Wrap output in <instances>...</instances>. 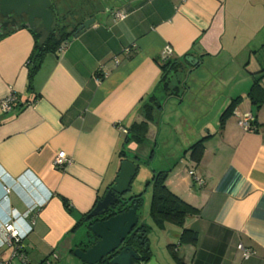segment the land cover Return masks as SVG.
I'll return each instance as SVG.
<instances>
[{
  "label": "crops",
  "instance_id": "obj_1",
  "mask_svg": "<svg viewBox=\"0 0 264 264\" xmlns=\"http://www.w3.org/2000/svg\"><path fill=\"white\" fill-rule=\"evenodd\" d=\"M58 5L61 15L96 21L45 57L33 87L34 32L24 27L0 40V99L18 95L10 111L0 109V227L13 219L34 264H84L74 252L90 236L79 222L114 184L124 149L150 178L139 222L153 228L152 255L142 264H264V100L254 104L251 95L256 83L264 91V0ZM118 11L127 16L117 19ZM167 46L181 66L165 91L159 61ZM152 97L163 108L146 140L125 144ZM254 106L248 131L239 121ZM201 140L197 162L191 148ZM60 153L71 158L65 169L54 166ZM159 157L162 166L147 171ZM162 171L167 187L200 210L183 226L151 216L150 185ZM184 228L196 242L181 240ZM246 250L254 254L245 258ZM11 253L0 240V263Z\"/></svg>",
  "mask_w": 264,
  "mask_h": 264
},
{
  "label": "trees",
  "instance_id": "obj_2",
  "mask_svg": "<svg viewBox=\"0 0 264 264\" xmlns=\"http://www.w3.org/2000/svg\"><path fill=\"white\" fill-rule=\"evenodd\" d=\"M66 14V15H65ZM64 20L69 19L76 15L75 13H65ZM76 17V16H75ZM60 20V19H59ZM84 19L81 22H74L72 25L65 24L63 25L61 21L55 22L52 31L46 30V36L44 37L41 34H35L36 42L33 53L31 55L30 60L28 61L29 66V79H30V87H33V80L39 69L41 68L45 57L50 53H57L58 50L62 47L65 42L75 34L79 26L85 21ZM7 36H3L0 38L3 39ZM42 39V41H41ZM160 67L162 69V78L161 82L163 84V89L168 91L169 85V75L172 71H176L181 63L176 62L170 57L164 58L159 61ZM176 93V92H175ZM174 94V93H173ZM252 98L254 100V104L261 102L264 100V91L261 89L259 84H255L251 91ZM233 105H231L227 112L224 114V118H227L232 111ZM145 121L142 123H135L129 129V134L125 139V144L133 138L137 143H143L149 132V124L153 122L156 118L157 112L159 109L163 108V105L159 103L155 98H151L150 102L145 105ZM132 136V137H131ZM192 157L194 160L199 162L202 159L205 144L204 141L201 140L192 146ZM121 155L123 156V160L128 159L127 153L123 149L121 151ZM125 157V158H124ZM134 161V160H133ZM140 164H138L139 168ZM168 176V171L158 172L154 175V191H153V201L151 206V216L158 224H163L165 222H173L175 224H179L183 226L186 218L191 215L199 214L200 210L193 205L187 203L182 200L179 196L174 194L166 185V180ZM105 196L102 195L100 198L102 199ZM144 202V193H135V194H125L123 196H119V199L115 205L110 208V211L105 216H102L100 219H107L113 215H116L120 212L127 211L134 205L138 206V215L139 210L141 209ZM87 214L80 220L79 224L86 225L88 227V236L94 239H87L86 243H82L78 245V248L83 250H88L91 246H93L98 238L90 231V226L93 221L97 220L93 219L90 221H86ZM152 226L147 222H139V224L133 229L131 234L125 241V246H132L137 253L140 255V259L136 262V264L146 263L150 260L152 252L150 247V238L149 233L152 230ZM182 241L184 242H196L197 241V233L189 228H184L182 233ZM124 246H122L123 248ZM110 260V259H109ZM109 260L105 258L98 264H110ZM86 264V263H84Z\"/></svg>",
  "mask_w": 264,
  "mask_h": 264
},
{
  "label": "water",
  "instance_id": "obj_3",
  "mask_svg": "<svg viewBox=\"0 0 264 264\" xmlns=\"http://www.w3.org/2000/svg\"><path fill=\"white\" fill-rule=\"evenodd\" d=\"M10 2L17 3V5L23 7V12L29 15L32 26H26L27 29L32 32L35 31L33 25L37 18L43 21L45 30L52 31L55 14L52 9L53 3L51 0H10ZM1 3L3 6L6 5V1L4 2V0ZM95 21V17L85 20L74 35L78 36L81 32L90 28ZM187 59L189 61L196 60L191 56L187 57ZM256 111L257 107L254 106L252 108L254 115H256ZM138 171L139 168L133 161L129 159L123 160L114 184L87 214L86 221L98 218L92 222L90 231L99 240L88 250L81 248L75 250V255L84 263L98 264L108 256H110V264H136L140 259V255L132 246L124 245L128 236L139 224L138 206L134 205L127 211L120 212L107 219H100L102 216L108 214L110 208L117 203L119 196H123L131 191L132 182L138 175ZM122 246L124 247L122 248Z\"/></svg>",
  "mask_w": 264,
  "mask_h": 264
},
{
  "label": "built area",
  "instance_id": "obj_4",
  "mask_svg": "<svg viewBox=\"0 0 264 264\" xmlns=\"http://www.w3.org/2000/svg\"><path fill=\"white\" fill-rule=\"evenodd\" d=\"M127 15L118 11L116 13L117 19H124ZM67 47V44H63L62 47L58 50L61 52L63 49ZM173 54L172 48L170 46L166 47L164 58L170 57ZM18 100V95L15 92H11L6 97L0 99V109L4 112L10 111L12 109L13 104ZM239 124L245 130H254L256 128L255 125V115L253 112H249L244 115V117L239 121ZM71 161V158L64 154L60 153L54 160V166L59 169H65ZM192 175L195 174L194 171L190 172ZM196 180L203 184V180L200 177L196 176ZM7 191H10V188H6ZM0 240L1 247L12 249V253L9 258H5L2 260L0 264H14V259H18L21 264H34L30 262L28 256L25 252V244L23 242V234L15 225V222L12 218L5 220L0 227ZM254 254L253 251L246 250L244 251V257L249 258ZM43 264H51L50 261H45Z\"/></svg>",
  "mask_w": 264,
  "mask_h": 264
},
{
  "label": "flooded vegetation",
  "instance_id": "obj_5",
  "mask_svg": "<svg viewBox=\"0 0 264 264\" xmlns=\"http://www.w3.org/2000/svg\"><path fill=\"white\" fill-rule=\"evenodd\" d=\"M6 1V5H2V0H0V38L3 36H8L10 34H13L14 32L18 31L21 28H24L26 26H32L30 23V17L26 12H23V7L17 5V3L10 2V0H4ZM53 5L52 9L55 14V21L53 23V26L55 25V22L58 19V22L61 21L63 23L64 21V14L61 15L60 9H59V1L60 0H51ZM8 2V3H7ZM79 8V7H78ZM60 19V20H59ZM35 24L33 25L36 34L44 35L46 30L43 26V21L41 19H35ZM107 259H110V256L107 257Z\"/></svg>",
  "mask_w": 264,
  "mask_h": 264
},
{
  "label": "rangeland",
  "instance_id": "obj_6",
  "mask_svg": "<svg viewBox=\"0 0 264 264\" xmlns=\"http://www.w3.org/2000/svg\"><path fill=\"white\" fill-rule=\"evenodd\" d=\"M68 6H70V5H68ZM77 14H79V13H77ZM77 14L76 15H74L73 17H71V18H69V19H66V20H64L63 21V25H65V24H68L69 26L70 25H72L74 22L76 23L77 22ZM76 16V17H75ZM64 17V16H63ZM44 37L46 36V33L43 35ZM41 41H42V39H41ZM217 108H218V106H217ZM214 117V115L213 114H211L210 116H209V118L211 119V118H213ZM164 150H166V149H164ZM127 152H128V150H126ZM161 161H162V159H161V157H159L158 159H154V160H152L151 162L152 163H150V164H148L146 167H147V171H150V170H152V168H154V167H161L162 165V163H161ZM143 162H145V161H143ZM142 166V165H141ZM143 167L144 166H142L141 168H140V172L138 173V175L134 178V180H133V182H132V189H131V191L129 192V194H135V193H140V192H142V191H144V199H145V197H146V194H147V189H148V185H149V182L148 181H150V178H149V176H145L144 174H145V172H143L144 171V169H143ZM150 193H151V197H150V206H149V208H150V210H151V206H152V199H153V191H154V188H153V184L152 185H150Z\"/></svg>",
  "mask_w": 264,
  "mask_h": 264
}]
</instances>
